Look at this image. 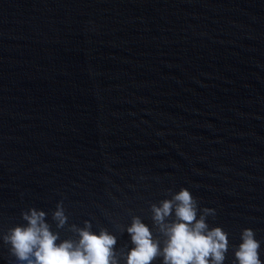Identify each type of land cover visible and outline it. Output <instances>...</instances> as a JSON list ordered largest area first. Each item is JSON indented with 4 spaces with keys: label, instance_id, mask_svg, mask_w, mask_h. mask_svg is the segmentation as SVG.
<instances>
[{
    "label": "water",
    "instance_id": "obj_1",
    "mask_svg": "<svg viewBox=\"0 0 264 264\" xmlns=\"http://www.w3.org/2000/svg\"><path fill=\"white\" fill-rule=\"evenodd\" d=\"M181 188L228 233L223 264L244 228L264 264V0H0V264L33 207L126 264L133 217L163 247L151 205Z\"/></svg>",
    "mask_w": 264,
    "mask_h": 264
},
{
    "label": "clouds",
    "instance_id": "obj_2",
    "mask_svg": "<svg viewBox=\"0 0 264 264\" xmlns=\"http://www.w3.org/2000/svg\"><path fill=\"white\" fill-rule=\"evenodd\" d=\"M152 219L166 237L163 247L154 239L150 228L139 217L127 227L132 248L126 253V264H152L157 257L163 264H223L229 248L228 233L220 226L209 227L207 217L215 216L211 208H199L197 199L187 188L172 193L160 205H151ZM175 216V219H168ZM199 213V215H198ZM47 213L35 207L22 213L26 224L10 228L3 236L18 264H118L117 238L105 229L91 231L90 221L84 227L69 225L78 239H60L46 220ZM57 229H63L68 217L62 202L52 213ZM59 241V243H57ZM260 241L252 228L241 232V243L235 248L234 264H262Z\"/></svg>",
    "mask_w": 264,
    "mask_h": 264
}]
</instances>
